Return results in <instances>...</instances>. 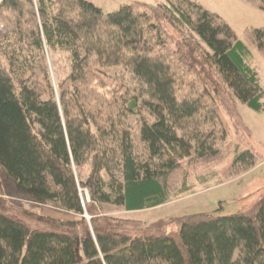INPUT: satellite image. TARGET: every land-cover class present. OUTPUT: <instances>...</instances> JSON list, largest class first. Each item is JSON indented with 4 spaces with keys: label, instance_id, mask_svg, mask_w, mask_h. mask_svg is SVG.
Instances as JSON below:
<instances>
[{
    "label": "trees",
    "instance_id": "obj_1",
    "mask_svg": "<svg viewBox=\"0 0 264 264\" xmlns=\"http://www.w3.org/2000/svg\"><path fill=\"white\" fill-rule=\"evenodd\" d=\"M242 1L264 12V0ZM5 11L40 52L44 41L71 52L72 67L56 96L42 65L30 68L0 41L9 62L0 59V169L19 193L68 216L23 212L46 226L33 229L0 197V264H264V195L230 216L160 219L140 235L131 232L139 221L102 212L166 204L162 179L186 159L220 153L221 107L237 126L226 97L264 112L250 50L222 16L195 0L111 13L90 0H1ZM245 36L264 57V27ZM257 160L245 150L227 175Z\"/></svg>",
    "mask_w": 264,
    "mask_h": 264
},
{
    "label": "rangeland",
    "instance_id": "obj_2",
    "mask_svg": "<svg viewBox=\"0 0 264 264\" xmlns=\"http://www.w3.org/2000/svg\"><path fill=\"white\" fill-rule=\"evenodd\" d=\"M54 2V0H51ZM99 6L104 13H111L121 6L141 1L151 6L156 0H90ZM208 10L222 16L235 31L237 39L249 48L248 62L256 68L260 76L261 85H264V57L245 36L249 27H264V12L252 7L242 0H195ZM1 2V0H0ZM50 2V0H48ZM51 8V6H50ZM15 15L9 11L0 13V41L4 44L8 55H18L20 60H26L32 65H42L49 74V79L56 96L59 95L60 83L70 74L72 67L71 52L62 48H50L44 41L43 52H40L28 37H22L17 28ZM41 53V54H40ZM42 53L45 59L42 58ZM41 55V56H40ZM9 57V56H8ZM1 63L9 65L7 58L0 56ZM31 69L29 73L31 74ZM110 85L100 91L109 93L115 82L108 80ZM228 97L224 99V106L232 109L236 104L238 123L234 121L225 108H220V117L223 121L227 139L221 151L216 156L201 159H186L180 167L171 172L162 183L166 186L169 201L159 207L141 210L125 211L122 208L106 205L102 212L123 219L139 221V225L132 234H142L149 224L160 219L208 213L216 216H230L249 206L264 195V112H256L242 102H234L233 106ZM227 107V109H228ZM229 109V110H231ZM245 150H252L258 157L255 166L244 173L229 177L228 168L237 155ZM1 197L9 200L10 213L30 228L46 227L23 212L38 215L53 216L59 219L68 218L62 212L50 207L37 205L27 196L19 193L13 183L5 177L0 169ZM84 204L90 202L86 188H79ZM88 227L91 229V215L84 214ZM79 218L75 217L74 219ZM174 229V227H170Z\"/></svg>",
    "mask_w": 264,
    "mask_h": 264
},
{
    "label": "crops",
    "instance_id": "obj_3",
    "mask_svg": "<svg viewBox=\"0 0 264 264\" xmlns=\"http://www.w3.org/2000/svg\"><path fill=\"white\" fill-rule=\"evenodd\" d=\"M159 1H161V0H156V2H159ZM252 66V65H251ZM253 67V66H252ZM255 70H256V68L255 67H253ZM257 71V70H256ZM258 72V71H257ZM259 74V73H258ZM260 77V76H259ZM262 87H264V85H262Z\"/></svg>",
    "mask_w": 264,
    "mask_h": 264
},
{
    "label": "built area",
    "instance_id": "obj_4",
    "mask_svg": "<svg viewBox=\"0 0 264 264\" xmlns=\"http://www.w3.org/2000/svg\"><path fill=\"white\" fill-rule=\"evenodd\" d=\"M2 195H1V193H0V197H1Z\"/></svg>",
    "mask_w": 264,
    "mask_h": 264
}]
</instances>
